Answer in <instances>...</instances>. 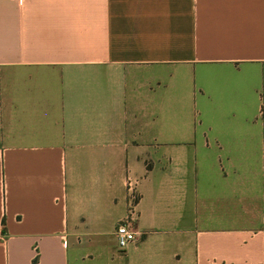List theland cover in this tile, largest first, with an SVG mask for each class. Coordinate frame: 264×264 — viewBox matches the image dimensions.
Segmentation results:
<instances>
[{
  "label": "crops",
  "instance_id": "0c3cea01",
  "mask_svg": "<svg viewBox=\"0 0 264 264\" xmlns=\"http://www.w3.org/2000/svg\"><path fill=\"white\" fill-rule=\"evenodd\" d=\"M35 258L264 264V0H0V264Z\"/></svg>",
  "mask_w": 264,
  "mask_h": 264
},
{
  "label": "built area",
  "instance_id": "2783aa9c",
  "mask_svg": "<svg viewBox=\"0 0 264 264\" xmlns=\"http://www.w3.org/2000/svg\"><path fill=\"white\" fill-rule=\"evenodd\" d=\"M132 198H135V196L133 195ZM131 214L126 220L120 222L115 230L116 242L120 249L126 248V246L130 242H133L138 236V232L131 224Z\"/></svg>",
  "mask_w": 264,
  "mask_h": 264
},
{
  "label": "trees",
  "instance_id": "16d2710c",
  "mask_svg": "<svg viewBox=\"0 0 264 264\" xmlns=\"http://www.w3.org/2000/svg\"><path fill=\"white\" fill-rule=\"evenodd\" d=\"M36 260H37V258H35V259H34V261H33V264H35V263H36Z\"/></svg>",
  "mask_w": 264,
  "mask_h": 264
}]
</instances>
